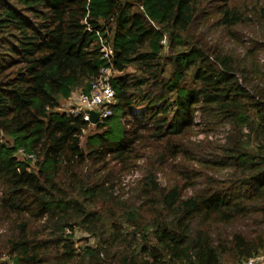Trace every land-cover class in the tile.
I'll return each mask as SVG.
<instances>
[{"label":"trees","instance_id":"trees-1","mask_svg":"<svg viewBox=\"0 0 264 264\" xmlns=\"http://www.w3.org/2000/svg\"><path fill=\"white\" fill-rule=\"evenodd\" d=\"M235 1L0 0V264H240L264 253V5L246 15ZM209 7L226 30L255 21L247 58L206 40ZM104 67L109 116L59 109ZM225 123L222 143L197 157L184 148L188 129ZM179 154L228 179L207 176L188 195L191 183L162 185L156 167ZM144 157L135 194L120 199L119 173ZM78 230L96 243L77 245Z\"/></svg>","mask_w":264,"mask_h":264},{"label":"rangeland","instance_id":"rangeland-1","mask_svg":"<svg viewBox=\"0 0 264 264\" xmlns=\"http://www.w3.org/2000/svg\"><path fill=\"white\" fill-rule=\"evenodd\" d=\"M253 1L254 0H236L235 4L240 10H244V13L247 15L253 8ZM208 4L213 6L216 4V2L210 1ZM259 4L264 5V0H261ZM211 9L212 7L206 8V16L203 18V27H201L200 30L201 32H204L205 36L207 37L206 40L216 46H220L227 52L237 55L239 60L247 58L246 50L250 49L253 44L251 40L258 37V28L255 21H247L246 24H240L234 28L226 30L214 23L215 20L213 19L216 16L215 14H211ZM255 52L259 55V62L261 64L264 63V52L259 50H256ZM79 93L80 92L75 91L73 92L70 99H61L59 109H71V107H73V105L77 102ZM195 120L202 122V119L198 116H196ZM93 130L94 128L92 126L88 130H85L84 135L81 136L82 144L84 143L86 135ZM227 130V123L218 126L211 125L208 127L202 125L197 128L188 129L181 137V141L184 148L186 149H189L191 143L196 146V150H192V152L194 153L195 157H197L198 153H196V151L199 149H204L206 142L222 143L224 137L226 136ZM149 155V152H146V157ZM191 158L192 156L190 155L184 156L179 154L176 160H168V165L157 166L156 169L158 171L157 177L159 178V182L162 185L177 184L182 187L188 185L187 183H191L187 189L183 190V194L188 195L194 191V189H199L202 187L207 176L212 175V177H215V179L218 180H223L226 178L228 179L227 174H225L227 169H221L218 166L211 169L207 165L200 164L198 160L192 161ZM145 165L147 166V162L144 157L142 160H136L135 162H132L126 166V168H124L126 170L119 173L121 187L119 188L117 185L115 194L119 195L120 199L123 200L135 194L133 190L137 188L138 180L142 177L145 171ZM234 229H242V227H240V225H236L234 226ZM74 237L77 241V245H82L84 243H96V238L91 234H87L85 231H76ZM222 264L236 263L232 260L229 261L224 259Z\"/></svg>","mask_w":264,"mask_h":264},{"label":"built area","instance_id":"built-area-1","mask_svg":"<svg viewBox=\"0 0 264 264\" xmlns=\"http://www.w3.org/2000/svg\"><path fill=\"white\" fill-rule=\"evenodd\" d=\"M152 25L155 26L154 23ZM99 38L101 51L107 63H109L112 59V49L108 42L103 41L100 36ZM161 43L166 44V37L162 39ZM111 74L110 67L102 68L99 76L91 82L89 92L79 93L77 102L67 111L74 115H81L85 121H90L89 111L98 113V119L109 116L111 113L109 106L114 101V92L110 84ZM241 264H264V253L253 255Z\"/></svg>","mask_w":264,"mask_h":264},{"label":"water","instance_id":"water-1","mask_svg":"<svg viewBox=\"0 0 264 264\" xmlns=\"http://www.w3.org/2000/svg\"><path fill=\"white\" fill-rule=\"evenodd\" d=\"M90 114V120L92 123H96L98 120V113L94 112V111H89Z\"/></svg>","mask_w":264,"mask_h":264}]
</instances>
